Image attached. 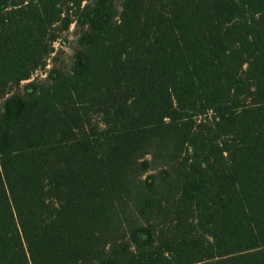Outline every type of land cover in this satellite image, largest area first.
<instances>
[{
    "label": "trees",
    "instance_id": "obj_1",
    "mask_svg": "<svg viewBox=\"0 0 264 264\" xmlns=\"http://www.w3.org/2000/svg\"><path fill=\"white\" fill-rule=\"evenodd\" d=\"M86 1L0 0V264H264V0Z\"/></svg>",
    "mask_w": 264,
    "mask_h": 264
},
{
    "label": "rangeland",
    "instance_id": "obj_2",
    "mask_svg": "<svg viewBox=\"0 0 264 264\" xmlns=\"http://www.w3.org/2000/svg\"><path fill=\"white\" fill-rule=\"evenodd\" d=\"M92 0H87L85 4L91 3ZM121 0H113V7L115 15L117 16L120 12ZM84 4V3H83ZM73 10H69L67 5H63L62 13L64 16L72 15ZM57 28L60 25H56ZM86 30V27L80 26L76 20L72 17L71 24L63 31L58 32V39L53 44L52 52L45 57L44 66L39 67L35 70L28 81H24L19 85H12L6 91V97L20 96L23 94V88L28 82L32 81H44L48 72L55 68L63 72H69L72 63L73 47L75 46L76 40ZM1 105V101H0ZM158 176L159 171L155 170L150 172ZM148 174H145L142 179H145Z\"/></svg>",
    "mask_w": 264,
    "mask_h": 264
}]
</instances>
